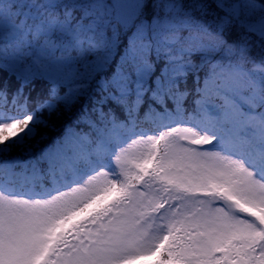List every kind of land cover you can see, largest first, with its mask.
Segmentation results:
<instances>
[{
    "label": "snow or ice",
    "instance_id": "1",
    "mask_svg": "<svg viewBox=\"0 0 264 264\" xmlns=\"http://www.w3.org/2000/svg\"><path fill=\"white\" fill-rule=\"evenodd\" d=\"M0 264H264V0H0Z\"/></svg>",
    "mask_w": 264,
    "mask_h": 264
}]
</instances>
